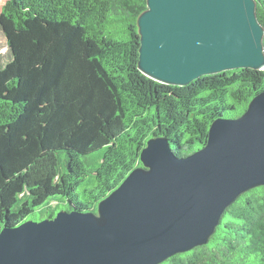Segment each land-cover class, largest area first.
Returning a JSON list of instances; mask_svg holds the SVG:
<instances>
[{
	"label": "trees",
	"instance_id": "16d2710c",
	"mask_svg": "<svg viewBox=\"0 0 264 264\" xmlns=\"http://www.w3.org/2000/svg\"><path fill=\"white\" fill-rule=\"evenodd\" d=\"M255 2L264 28V0ZM146 4L2 5L0 33L7 50L0 54V230L30 220L41 205L39 219L52 218L60 201H67V210L96 212L141 165L149 138L164 137L178 156H186L206 143L214 119L239 116L264 90V69L227 70L185 86L145 76L138 69L137 19ZM61 155L63 173L57 171ZM212 240L264 264V186L226 210ZM195 249L160 264H236Z\"/></svg>",
	"mask_w": 264,
	"mask_h": 264
},
{
	"label": "water",
	"instance_id": "95a60500",
	"mask_svg": "<svg viewBox=\"0 0 264 264\" xmlns=\"http://www.w3.org/2000/svg\"><path fill=\"white\" fill-rule=\"evenodd\" d=\"M138 69L185 86L227 70L264 69L255 0H147L137 19ZM96 212L59 210L0 230V264H160L208 244L226 210L264 186V90L206 143L178 156L153 136Z\"/></svg>",
	"mask_w": 264,
	"mask_h": 264
},
{
	"label": "rangeland",
	"instance_id": "374dc122",
	"mask_svg": "<svg viewBox=\"0 0 264 264\" xmlns=\"http://www.w3.org/2000/svg\"><path fill=\"white\" fill-rule=\"evenodd\" d=\"M5 2H6V0H0V10H1L2 5ZM6 50L7 49H6V45H5V39L0 33V54L5 53ZM64 161H65L64 157L61 155L59 158V163L57 165V171L59 173H63L66 170ZM64 202L66 203L67 201H64ZM64 202L60 201L58 203V205H59L58 207L61 210H67V209H65L66 204ZM52 205H54V203H52ZM39 208L43 209V205L38 207L34 212L35 215H30V217L28 219L33 220V221H39L40 219L37 216V214L39 213L38 212ZM67 211H70V210H67ZM218 247H220L221 250H217ZM194 253H198V254L202 253L205 255H211L213 253H217L218 255L227 258L229 261L235 262L236 264H258L257 258L255 256H253V255H247L246 256V255H244L242 250H237V251L232 252V250L230 248H227L225 246L224 247L219 246L217 244V242H215V240L208 242V244H206L204 246L197 247V249L194 250Z\"/></svg>",
	"mask_w": 264,
	"mask_h": 264
}]
</instances>
